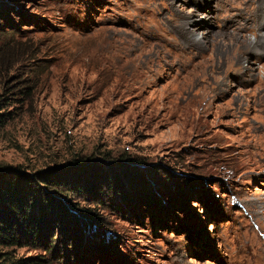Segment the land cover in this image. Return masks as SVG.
Listing matches in <instances>:
<instances>
[{
  "label": "rangeland",
  "instance_id": "1",
  "mask_svg": "<svg viewBox=\"0 0 264 264\" xmlns=\"http://www.w3.org/2000/svg\"><path fill=\"white\" fill-rule=\"evenodd\" d=\"M259 4L0 0V165L25 178L80 158L108 175L72 183L61 221L48 208L0 264H264V54L224 71ZM191 14L210 21L199 47L176 28Z\"/></svg>",
  "mask_w": 264,
  "mask_h": 264
},
{
  "label": "trees",
  "instance_id": "2",
  "mask_svg": "<svg viewBox=\"0 0 264 264\" xmlns=\"http://www.w3.org/2000/svg\"><path fill=\"white\" fill-rule=\"evenodd\" d=\"M8 97V94L0 95V126L10 117V111L1 110L5 108V105L9 104L7 101ZM84 161L87 160L77 158L74 161L66 162L64 165L59 166L58 170L54 167H48L43 170H37L35 177L27 174L25 178H22L19 169H13L7 164H1L0 243L11 245L20 243L21 240L35 238L39 225L38 217H41L40 215H47V219L52 217L51 214H47L48 208L53 209L52 211L56 213L54 218L61 219V210L67 203V199H59V195L63 194L66 196L70 194L72 183L78 189H81L83 185H87L88 188L93 185L96 179L100 178V175L104 177L108 176L104 174L105 170L103 168L100 170V173L84 170L82 164ZM98 169L99 167L94 168L95 171ZM38 181L48 183L47 187L51 188L39 191L41 198L38 202H34L38 193L36 188L41 185ZM70 205L74 207L73 202H70ZM81 209L84 211L83 213L96 217L93 215L95 214L93 211L88 210L90 208L84 207ZM37 258L41 259L40 257L33 256L20 258L5 256L3 259L6 262H3V264H35L38 262Z\"/></svg>",
  "mask_w": 264,
  "mask_h": 264
},
{
  "label": "bare ground",
  "instance_id": "3",
  "mask_svg": "<svg viewBox=\"0 0 264 264\" xmlns=\"http://www.w3.org/2000/svg\"><path fill=\"white\" fill-rule=\"evenodd\" d=\"M260 3H261V5L259 4L258 7H261V11H258V9L256 7H251V8L245 9L243 11V13H241V18L238 21V24L234 27V28L237 27L236 28L237 31H238V29H240V31H243L246 29H251L255 32L254 34L256 35V38L254 40H252V39L249 40L248 36L246 34L241 35V39H239V48H240L239 52H240V54L237 58H232V59L230 58L227 61V65L224 68V71L226 73L230 74L232 72H235L236 70L237 71L242 70L244 72L245 71H251V73H252L254 71V69L258 66L257 56H254V55L264 54V32H262V30H264V19L261 18V15H262V17L264 16V0H260ZM255 6H257V5H255ZM192 15L193 14L188 15V16H186V18L183 17L184 19H182V21L179 20L176 24V26H177L176 28L179 27L180 30L183 29L184 32L186 34H188L189 37L188 36L187 37H188V40L190 39L191 44L195 47H199V46H202L203 42L205 40H207L209 37L210 30L206 25H207V22H210V21H208L206 18H204L201 20V22H195L198 20H195V18ZM259 17H260L261 21L259 20ZM250 20H251V22H250ZM192 25H195V26L192 27ZM203 25L206 26V28L202 32V35H198L195 27L196 26H203ZM238 33H239V31H238ZM153 35H156V34L153 33ZM258 50H260V51L258 52ZM249 57H251V62L248 60ZM251 76H252V74H251ZM219 87H218V90H219ZM207 99L210 101L211 97L209 96V97H207ZM251 105H253V104H251ZM262 212L264 213V210Z\"/></svg>",
  "mask_w": 264,
  "mask_h": 264
}]
</instances>
